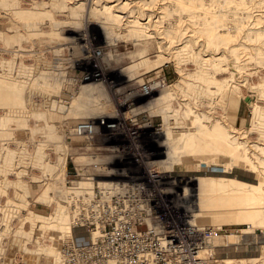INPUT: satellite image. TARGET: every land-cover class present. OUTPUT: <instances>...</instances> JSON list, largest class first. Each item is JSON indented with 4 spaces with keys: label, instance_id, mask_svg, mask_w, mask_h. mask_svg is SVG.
Segmentation results:
<instances>
[{
    "label": "rangeland",
    "instance_id": "374dc122",
    "mask_svg": "<svg viewBox=\"0 0 264 264\" xmlns=\"http://www.w3.org/2000/svg\"><path fill=\"white\" fill-rule=\"evenodd\" d=\"M112 1L0 0V264L62 263L61 244L75 233L69 197L110 181L107 143L127 141L124 130L103 140L106 128L85 136L71 126L100 114L130 125L132 112L157 126L145 123L143 134L158 150L154 169L189 180L172 198L178 209L235 228L212 238L220 262L264 264V0ZM210 77L228 85L236 108L226 96L213 115ZM142 78L164 82L120 102ZM194 84L203 91L189 95ZM221 133L239 142L230 149ZM213 196L225 202L203 203Z\"/></svg>",
    "mask_w": 264,
    "mask_h": 264
},
{
    "label": "built area",
    "instance_id": "2783aa9c",
    "mask_svg": "<svg viewBox=\"0 0 264 264\" xmlns=\"http://www.w3.org/2000/svg\"><path fill=\"white\" fill-rule=\"evenodd\" d=\"M145 80L127 88L123 96L127 99L120 102L131 104L142 98ZM118 82L117 88L124 86ZM97 116L76 119L73 131L92 136L106 128L105 140L120 129L127 133V141L107 143L115 150L106 161L111 164L110 181L97 183L78 197H69L68 204L77 208L72 218L75 233L61 244V264H222L212 238L235 228L199 223L191 211L178 209L180 204L172 198L189 180L174 170L154 169L158 150L148 146V138L143 139V134L157 127L152 120L138 121L132 112L129 125L119 119L109 123L107 114H100V121ZM145 126L150 130L145 131ZM140 163L143 169L138 167ZM82 229L87 235L78 239Z\"/></svg>",
    "mask_w": 264,
    "mask_h": 264
},
{
    "label": "bare ground",
    "instance_id": "6f19581e",
    "mask_svg": "<svg viewBox=\"0 0 264 264\" xmlns=\"http://www.w3.org/2000/svg\"><path fill=\"white\" fill-rule=\"evenodd\" d=\"M111 1V0H110ZM119 0H114V1H112V3L110 4V5H107L108 6V8L110 7V6H112V7H116L117 5H118V2ZM124 2H127V1H123L122 3H124ZM110 3V2H109ZM108 3V4H109ZM105 6V5H104ZM102 7V6H101ZM105 9V8H104ZM107 9V8H106ZM115 12V11H114ZM104 13H106V12H104ZM124 14V13H123ZM123 14H121V13H118V12H116V13H114V15L115 16H122ZM129 15V14H128ZM151 15V14H150ZM104 16V15H103ZM130 16V15H129ZM149 16V15H148ZM147 16V17H148ZM112 17V16H111ZM113 18H115L114 16H113ZM127 19H128V17H127ZM129 20H131V19H129ZM128 20V21H129ZM205 20V19H204ZM125 21H127L126 19H125ZM206 22V21H205ZM75 23V22H74ZM204 23V22H203ZM55 24H59V21H57V22H55ZM126 24V23H125ZM73 26V27H75L76 26V23L75 24H70V26ZM203 25V24H202ZM203 26H205V25H203ZM203 26H201V27H203ZM212 26V25H211ZM207 27H209V26H206V27H203V28H207ZM77 28V27H76ZM109 28V27H108ZM107 28V29H108ZM112 28V27H111ZM103 29V28H102ZM190 29V28H189ZM211 29V28H210ZM210 29H209V31L208 32H210ZM109 30V29H108ZM208 30V29H207ZM203 32H204V30H203ZM213 32H214V30H213ZM213 32H212V35H213ZM222 36V35H221ZM100 52V51H99ZM192 60V59H191ZM182 62V61H181ZM184 62V61H183ZM194 62V61H193ZM212 62H214L213 61V59H212ZM204 63V62H203ZM202 63V64H203ZM216 63V62H215ZM188 64V63H187ZM202 64H201V66H202ZM206 64V63H205ZM181 65H182V63H181ZM193 65V64H192ZM195 65V64H194ZM211 65H213V64H211ZM215 66V65H214ZM214 66H212V67H214ZM186 67H187V65H186ZM192 67H194V66H192ZM204 67V66H203ZM215 67H218L219 68V66H215ZM184 68V67H183ZM182 68V69H183ZM196 68V67H195ZM181 69V71L183 72V70ZM215 69V68H214ZM217 71V69L214 71V72H216ZM185 72V71H184ZM182 74H184V73H182ZM191 75V74H190ZM195 75V74H194ZM212 76V75H211ZM203 77V76H202ZM182 78H184L183 76H182ZM224 78V77H223ZM181 80V79H180ZM179 80V81H180ZM186 80V79H185ZM146 81V86L144 87L143 86V90H142V94L144 95V94H147L148 92H150L154 87H156V86H159V85H161L163 82H164V80H162V79H148V80H145ZM184 81V80H183ZM183 81L181 82V86H182V83H183ZM186 82H187V80H186ZM189 82V81H188ZM188 82L186 83V84H188ZM222 82V80H217L216 78H214V77H210V94H212V96L214 97V99H212L211 101H210V108L212 107L213 108V110H212V113H213V115H215L216 113H220V112H222V111H225L224 110V107H225V105H224V99L226 98V96H228V99H227V106H233L234 108H236V104H237V96L235 95V96H231V94L229 95V92L230 91H227L226 92V89H228V85L226 84V82L227 81H225V84H226V86L225 85H223V86H225V87H227V88H219V83H221ZM190 83V82H189ZM209 83V82H208ZM223 84H224V81L222 82ZM139 84V83H138ZM184 84V83H183ZM9 85V84H8ZM168 86V85H167ZM190 86V85H189ZM193 86H195V87H193ZM9 87V86H8ZM147 87V88H146ZM191 87H193V88H190V87H188L189 89H190V93H188L189 95L192 93L193 94V96L195 95V93L197 94L198 92H200L201 90H202V88L201 89H199V85H192ZM13 88H14V86H13ZM187 88V87H186ZM182 89V88H181ZM184 89V88H183ZM193 89H195V90H193ZM187 90V89H186ZM200 90V91H199ZM229 90V89H228ZM189 91V90H188ZM203 91V90H202ZM187 92V91H186ZM226 92V93H225ZM13 93V92H12ZM16 93V92H15ZM205 93V92H204ZM228 93V94H227ZM17 94V93H16ZM141 94V95H142ZM233 94V93H232ZM186 96V95H185ZM212 97V98H213ZM194 98V97H193ZM126 99H127V96H126ZM185 102H186V100H185ZM260 106V105H259ZM257 107L255 106L254 107V111H253V114H254V118H257L258 117V113H257ZM214 111V112H213ZM259 111V110H258ZM166 112V111H165ZM195 112V111H194ZM215 113V114H214ZM194 116H195V114H193ZM208 115V114H207ZM206 115V116H207ZM198 116V115H197ZM196 116V117H197ZM211 117H212V114H211ZM196 119H200V118H196ZM209 119V118H208ZM212 119H214V118H212ZM211 119V120H212ZM93 120H95V119H93ZM97 120L98 121H100V117L99 118H97ZM194 120V119H193ZM210 120V121H211ZM215 120V119H214ZM218 121V120H217ZM224 121V120H223ZM103 122L104 123H107V121L106 120H103ZM220 122V121H219ZM109 123H112V121L110 122L109 121ZM114 123V122H113ZM195 123V122H194ZM198 124V123H197ZM197 124H195V125H197ZM212 124V123H211ZM211 124H210V126H211ZM178 125V124H177ZM198 126V125H197ZM217 127H218V125H217ZM220 127V126H219ZM214 128H216V127H214ZM192 129V128H191ZM190 129V130H191ZM198 129V128H197ZM213 129V128H212ZM220 130V129H219ZM217 131V129H213V131H212V133H214V132H216ZM191 132V131H190ZM220 132V131H219ZM228 132V131H227ZM235 132V131H234ZM186 133L187 132H183L182 134H183V137H186ZM217 134H219V133H217ZM226 134V133H225ZM237 134V133H236ZM221 135H222V133H221ZM189 136V133L187 134V137L186 138H189L188 137ZM261 136H262V134H261ZM221 137H223V139H224V141L227 143V146L229 145L230 146V149H231V145L232 144H236V143H238L239 142V140L237 139V135H235V133H234V135L231 137V138H226L225 136H221ZM186 138H184V139H186ZM213 140H214V138H212ZM218 140H219V138H218ZM217 140V141H218ZM190 142V140H188V139H186V145ZM216 141V142H217ZM222 141V140H221ZM215 142V143H216ZM212 143V142H211ZM214 143V144H215ZM226 143H225V145H226ZM229 143V144H228ZM191 144V143H190ZM193 144V143H192ZM199 145L200 146V144L197 142V143H195V145ZM204 144V143H203ZM217 145H216V147H218V148H220L222 145H221V143L218 141V143H216ZM231 144V145H230ZM208 145V144H207ZM207 145L205 144V146L207 147ZM239 145V144H238ZM237 145V146H238ZM191 146H193V145H191ZM190 146V147H191ZM224 146V145H223ZM201 147H203V146H201ZM211 147V146H210ZM210 147H208V148H210ZM213 147V146H212ZM215 147V146H214ZM214 147L212 148L213 150H211V152L213 151V152H216V151H214ZM261 148H263V150H264V144H263V147H261ZM216 149V148H215ZM233 149H235V146H234V148ZM232 149V150H233ZM205 150H208L207 148H205ZM218 150V149H217ZM235 150H237V151H239L238 150V148L236 147V149ZM227 151H229V148H228V150ZM237 151H235V152H237ZM252 151V150H251ZM218 152H220L219 150H218ZM229 152H232L231 150L229 151ZM228 153V152H227ZM226 153V154H227ZM234 153V152H233ZM239 153V152H238ZM203 154V153H202ZM237 154V153H236ZM216 155V154H215ZM240 157H241V154H240ZM240 157H238V159L236 160V161H238L237 163H239L240 165H242V160H244V159H242L241 158V160H239V158ZM234 159H235V157H234ZM212 162V161H211ZM247 167V166H246ZM261 174V173H260ZM182 196V195H181ZM181 196H179V198H181ZM185 197V196H184ZM224 197H226V196H216V197H210V199H205L204 201H203V203H206V204H216V203H223V202H225V199H224ZM192 201H197V199H199V197L198 196H192L191 198H190ZM230 200H229V202L230 203H234V202H237L235 199H233L232 197L231 198H229ZM245 198H242V202H245V200H244ZM68 238V237H67Z\"/></svg>",
    "mask_w": 264,
    "mask_h": 264
},
{
    "label": "water",
    "instance_id": "95a60500",
    "mask_svg": "<svg viewBox=\"0 0 264 264\" xmlns=\"http://www.w3.org/2000/svg\"><path fill=\"white\" fill-rule=\"evenodd\" d=\"M248 97H246V99H247Z\"/></svg>",
    "mask_w": 264,
    "mask_h": 264
}]
</instances>
